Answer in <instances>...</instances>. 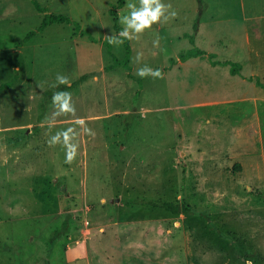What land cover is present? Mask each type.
Here are the masks:
<instances>
[{"label":"rangeland","instance_id":"rangeland-1","mask_svg":"<svg viewBox=\"0 0 264 264\" xmlns=\"http://www.w3.org/2000/svg\"><path fill=\"white\" fill-rule=\"evenodd\" d=\"M7 1L0 0V84L16 80L0 91V264H264V88L220 66L216 80L231 86L229 96L204 97L187 91L199 66L170 68V58L197 47L183 34L193 33L200 0H163L178 15L129 41L133 78L122 66L104 70L113 62L107 46L125 55L124 44L115 49L105 38L116 34L105 6L117 0H37L72 22L49 25L19 48L43 13L30 0L19 13L3 12ZM201 1L220 16L202 29L219 59L264 84V0ZM145 64L162 78L139 77ZM57 74L70 84L88 77L63 90L75 117H59L49 131L42 121L53 111L48 91ZM77 119L95 136L81 133L69 165L65 150L47 141L68 127L80 131ZM137 198L179 200L195 213L128 204ZM65 213L69 232L52 248Z\"/></svg>","mask_w":264,"mask_h":264},{"label":"clouds","instance_id":"clouds-1","mask_svg":"<svg viewBox=\"0 0 264 264\" xmlns=\"http://www.w3.org/2000/svg\"><path fill=\"white\" fill-rule=\"evenodd\" d=\"M125 7L127 14L119 16V23L122 30L117 34L105 35L107 43L115 49H119L124 42L139 39L146 31H151L153 25L166 24L174 19L178 13L172 9L170 4H165L163 0H128ZM153 46L158 47V40L153 41ZM142 53L137 54V63L142 60ZM137 75L141 78L152 77L153 79L162 78L160 69H153L148 65H143L137 69ZM70 86V80L63 74H57L56 81L52 84L53 88L59 86ZM53 111L50 116H46L42 125H46L49 131L53 129L59 117H75L76 108L72 100V94L67 91H56L51 98ZM76 125L80 127H68L56 131L50 135L47 144L49 147L61 146L65 150V163L71 165L77 158L79 152L78 137L81 133L88 136H95V132L88 128L84 121L77 119ZM246 264H252L247 261Z\"/></svg>","mask_w":264,"mask_h":264},{"label":"trees","instance_id":"trees-1","mask_svg":"<svg viewBox=\"0 0 264 264\" xmlns=\"http://www.w3.org/2000/svg\"><path fill=\"white\" fill-rule=\"evenodd\" d=\"M31 3L34 5L35 9L38 12H42L43 13V17L41 19V22L39 23V25L29 31L22 39L19 40L18 42V48L29 43L33 37L36 36V34H38L39 32H42L46 27H48L49 25L52 24H62V23H71L72 21L70 20L69 17L63 15V14H51L49 12H47V10L42 7L40 5V3L37 0H31ZM200 8H199V14L200 12L204 11L206 6L205 4L200 0ZM126 4V0H117V2L115 3V5L112 6V8L110 9V14L113 17V30L115 31V33H119L122 28L120 27V25L118 24V10L122 7H124ZM198 19V18H197ZM75 28L78 29L79 28V24L74 23ZM198 29V25H197V21L196 23L193 25V33L192 34H183V36L185 38H188L190 43L192 45H194V35L195 32ZM124 48H125V55L122 59H118L111 51L110 47L107 46L108 49V53L109 55L112 57V63L110 65H108L107 67H105L104 69L106 71L112 70L114 67L116 66H122L126 71H127V76L130 78H133V75L131 74V65H130V54H131V46L129 41H125L124 42ZM205 51L197 48V47H193L192 49L181 53L177 59L175 58H170V66L174 65L177 61L183 62L186 61L188 58L191 57H195V56H201L204 55ZM214 65L216 64H220V65H224V66H229V71L232 75H237L240 74L241 68L242 66L238 63H234L228 60L225 61H218V62H214ZM88 77V75H81L75 82H73L72 84H70V86H59L58 88H52L50 89L48 92L51 93L50 95H52L53 93H55L56 91H60V90H71L74 86H77L79 83H81L83 80H85ZM141 79V78H140ZM16 80V76L7 82H3L0 84V91L3 90L4 88H8L11 87L14 82ZM249 80H253L252 78H249ZM255 84L257 86L263 87L264 85L259 81V79L255 80ZM140 91H138L137 93H139ZM49 97H46V100ZM45 104V103H44ZM43 108H45V106L42 104L41 105ZM141 203L143 205H147V206H152V207H156V208H163L165 209L167 212H170L172 214H176V215H180V214H184V215H193L194 212V208L189 205L186 202H180L179 200L176 201H168V200H163V199H156V200H144V199H133L130 200L128 202V204L130 203ZM71 220H72V215L70 213H65L64 219L61 223V226L54 230L48 239V243L53 245L54 243H56L62 236L66 235L69 232L70 229V224H71ZM51 249V248H50Z\"/></svg>","mask_w":264,"mask_h":264},{"label":"crops","instance_id":"crops-1","mask_svg":"<svg viewBox=\"0 0 264 264\" xmlns=\"http://www.w3.org/2000/svg\"><path fill=\"white\" fill-rule=\"evenodd\" d=\"M7 2H9V4L4 7L3 12L9 11L11 13L12 12H18L19 13L23 9V6L20 5V3L22 4L23 0H9ZM115 3H113L112 5H114ZM1 4L2 3L0 2V11H2ZM112 5L110 6L109 4H106L105 11L107 13H109L110 9L112 8ZM120 9L118 10V17H119ZM209 14L210 13H208L206 10H204V11L200 12V14H199V12H197L196 14L194 13L190 18V19L193 18V23L191 26L192 31H193V25L196 23V21H197V25H198V29L194 35V45H197V47H198L199 46L198 42L200 41L202 46H199L200 48L199 47L198 48L205 51V54L201 55V56H195V57L188 58L186 61H183V62L177 61L174 65L170 66V68L173 69L179 63H181L182 66H190L191 64H195V65L199 66V68L196 69L195 72L191 76H189V85L187 86V91L191 94L198 92V94L201 96L211 97V98L221 97V96L222 97L223 96H229V93L231 91V89L229 87H231V86H229V84L225 86V85H223L222 82L219 81V79L216 80V74L221 72L220 66H224V65H220V64L214 65L213 64L214 62L225 61V60L219 59V57H218L219 54L217 55V53H216L217 49L214 48V46H212L208 42L207 37L211 36L210 32L203 33V31H202L203 27H205V26L208 28V29H206V31H211V29L214 28V26L217 24V21L215 18L220 17V16H216L214 18V16H210ZM2 15H3V13H2ZM14 18H15V16L12 17V19H14ZM189 23L190 22L188 21V24ZM172 58L177 59V57H172ZM255 63L256 62H254L253 64H255ZM224 67H226L228 69L229 74L232 77H234V79L237 78L236 80H238V81H239V79H241L242 81L245 82V84L248 82L249 78L253 79V80H249V82H252V81L255 82L256 79H259L258 77H253V76L247 77L246 75H244L243 66L241 68L240 74H237V75H232L230 73L229 66H224ZM256 75H258V74L256 73ZM204 103L210 104V103H215V101H207ZM237 130L234 132L235 137H236L235 133H237ZM248 137H249V135H248ZM156 225L157 224H155V226ZM154 227L151 224L149 226V228L151 230L152 229L156 230V228H154Z\"/></svg>","mask_w":264,"mask_h":264},{"label":"water","instance_id":"water-1","mask_svg":"<svg viewBox=\"0 0 264 264\" xmlns=\"http://www.w3.org/2000/svg\"><path fill=\"white\" fill-rule=\"evenodd\" d=\"M115 202H118L119 201V199H116V200H114Z\"/></svg>","mask_w":264,"mask_h":264},{"label":"built area","instance_id":"built-area-1","mask_svg":"<svg viewBox=\"0 0 264 264\" xmlns=\"http://www.w3.org/2000/svg\"><path fill=\"white\" fill-rule=\"evenodd\" d=\"M89 222L87 221L86 224H88Z\"/></svg>","mask_w":264,"mask_h":264}]
</instances>
